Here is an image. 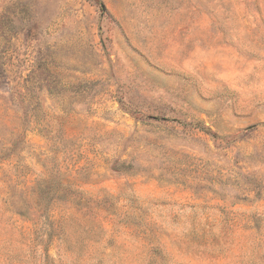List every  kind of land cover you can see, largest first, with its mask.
I'll return each mask as SVG.
<instances>
[{
    "label": "rangeland",
    "instance_id": "rangeland-1",
    "mask_svg": "<svg viewBox=\"0 0 264 264\" xmlns=\"http://www.w3.org/2000/svg\"><path fill=\"white\" fill-rule=\"evenodd\" d=\"M0 264H264V0H0Z\"/></svg>",
    "mask_w": 264,
    "mask_h": 264
}]
</instances>
